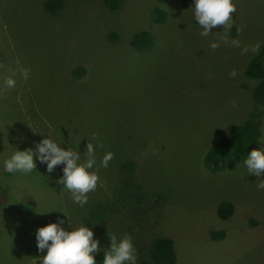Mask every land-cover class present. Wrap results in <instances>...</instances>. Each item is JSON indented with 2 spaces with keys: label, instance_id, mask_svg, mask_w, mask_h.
<instances>
[{
  "label": "rangeland",
  "instance_id": "1",
  "mask_svg": "<svg viewBox=\"0 0 264 264\" xmlns=\"http://www.w3.org/2000/svg\"><path fill=\"white\" fill-rule=\"evenodd\" d=\"M44 1L0 0V264H42L38 229L58 219L68 231L91 228L95 255L111 247L110 231L118 240L132 236L138 260L149 261L151 242L166 236L174 264H264V225L256 223L264 190L247 174L248 155L212 172L202 165L213 140L258 109L253 149L264 150L259 79L244 74L264 46V0H234L229 43L222 26L200 35L195 0H120L115 9L103 0H60L54 12ZM140 32L152 46L132 45ZM234 39L260 49L242 55ZM22 68L30 69L27 80ZM93 134L104 144L94 168L109 151L114 159L100 168L84 207L58 183L63 164L49 173L36 155L30 173L5 168L17 150L35 151L47 136L83 161ZM222 201L233 205L226 219L217 214ZM218 231L223 236L210 237Z\"/></svg>",
  "mask_w": 264,
  "mask_h": 264
},
{
  "label": "clouds",
  "instance_id": "2",
  "mask_svg": "<svg viewBox=\"0 0 264 264\" xmlns=\"http://www.w3.org/2000/svg\"><path fill=\"white\" fill-rule=\"evenodd\" d=\"M194 18L202 28L200 35L207 37L212 29L222 26L224 43H229V32L232 28L233 15L237 12V4L234 0H195L192 6ZM232 46L241 47L239 40H232ZM209 47L215 51L219 44L213 41ZM260 49V43L241 47V54L249 51L256 53ZM20 75L27 80L30 76V69L22 68ZM15 74V72H14ZM229 75L235 77L237 71L233 69ZM5 85L9 88L15 86V79L8 78ZM97 141V143H93ZM103 148L104 144L99 137L93 134L91 142L86 145L84 153L86 159L81 160V153L71 148L61 147L53 139L44 138L41 140L35 151L28 148L24 151L17 150L8 160L5 161V168L10 172L30 173L36 169L34 156L38 155L41 163L47 164V171L51 173L58 165L63 164V176L58 183L63 189L70 193V198L80 207H84L89 200V193L96 190L100 179L98 173L100 168H107L109 162L114 159V153L107 152L99 166L96 165V148ZM247 174H255L260 182L257 188L264 190V150L253 149L244 160ZM244 178V173H241ZM67 216L68 214L64 212ZM69 217V216H68ZM63 219L40 227L37 232V247L40 252L47 250L42 257V264H96L95 254L100 251L99 240L94 238V232L86 225L74 227L71 231L66 230L62 225ZM69 223H71L69 217ZM111 247L106 250L103 264H137L138 250L134 245L130 234L118 240L117 236L109 231Z\"/></svg>",
  "mask_w": 264,
  "mask_h": 264
},
{
  "label": "trees",
  "instance_id": "3",
  "mask_svg": "<svg viewBox=\"0 0 264 264\" xmlns=\"http://www.w3.org/2000/svg\"><path fill=\"white\" fill-rule=\"evenodd\" d=\"M109 9L118 7L120 0H103ZM60 0H45L44 6L51 12L56 11L61 6ZM132 45L134 47L148 48L153 45V39L147 32H140L133 36ZM139 48V49H141ZM264 50V46L263 49ZM255 54L244 69V74L250 78L259 79V85L254 91V99L260 105L264 103V64L262 58L264 51ZM258 117L251 113L250 118L241 124H232L229 129L222 135L216 137L210 144L206 153L202 158L203 168L208 171H216L224 167L231 166L234 162L245 158L248 153L256 145L259 129L261 111ZM1 204V201H0ZM101 211V210H100ZM233 211V205L226 201H222L217 206V214L221 219L228 218ZM105 212V211H101ZM96 218H101L102 214L95 213ZM264 225V219L260 222ZM223 236L222 231L211 232L210 237L217 239ZM106 253L95 255L96 264H103ZM149 261L144 259L137 260V264H174L176 261V253L173 241L166 236H158L149 246Z\"/></svg>",
  "mask_w": 264,
  "mask_h": 264
},
{
  "label": "crops",
  "instance_id": "4",
  "mask_svg": "<svg viewBox=\"0 0 264 264\" xmlns=\"http://www.w3.org/2000/svg\"><path fill=\"white\" fill-rule=\"evenodd\" d=\"M264 219V218H263Z\"/></svg>",
  "mask_w": 264,
  "mask_h": 264
}]
</instances>
